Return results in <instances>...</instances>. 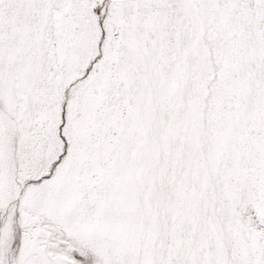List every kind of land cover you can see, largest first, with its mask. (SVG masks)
<instances>
[{"label": "snow or ice", "instance_id": "1", "mask_svg": "<svg viewBox=\"0 0 264 264\" xmlns=\"http://www.w3.org/2000/svg\"><path fill=\"white\" fill-rule=\"evenodd\" d=\"M0 264H264V0H0Z\"/></svg>", "mask_w": 264, "mask_h": 264}]
</instances>
